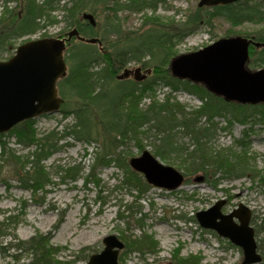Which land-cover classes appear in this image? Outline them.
Here are the masks:
<instances>
[{"label": "trees", "instance_id": "1", "mask_svg": "<svg viewBox=\"0 0 264 264\" xmlns=\"http://www.w3.org/2000/svg\"><path fill=\"white\" fill-rule=\"evenodd\" d=\"M8 1H16L22 8L19 14L15 10L4 9L0 18V59L13 48L12 42L15 40L31 37L56 24L52 13L57 11L62 12L66 30L76 29L81 37L98 38L101 44L107 45V53L104 55L91 44L77 42L72 47L68 45L64 55L67 73L56 86L61 98L74 101L71 109L66 108L64 101L60 109L63 117H72L71 124L65 125L61 131L53 129L40 134L35 128V119H30L0 136V160L11 158L19 165L17 175L23 189L30 190L34 195L50 184L44 163L60 149L59 142L66 138L99 144V152L84 180L85 184L92 181L98 186L99 180L94 175V170L112 165L123 174L120 186H124L129 192H135L137 198L147 194L150 186L141 175L130 169L127 159L134 156L129 146L133 145L137 154H140L147 146L145 141L152 148L151 154L155 158L166 163L175 161V166L184 178L201 175L196 180H203L212 188L225 177L254 173L252 167H249L251 158L247 157L245 149L235 152L231 148H212L210 142L217 131L212 120L226 117L231 124L255 125L256 122L264 121V104L250 106L227 102L212 95L200 84L173 78L169 70L164 68L171 59L169 57H173L170 52L171 40L177 35L172 36L152 27L142 33L121 32L117 13L154 10L164 0H94V3L106 4L104 11L108 14H105L103 26L96 17L94 26L81 18L83 13L95 16V9L88 6L85 0H3L5 3ZM253 1L242 0L230 5L210 7L197 5L184 26L189 29L211 27L215 20L224 21L231 28L244 24L264 25V0ZM108 15H111L110 18ZM145 23L152 22L146 18ZM41 37L46 36L41 34ZM242 38L264 44V29ZM249 55L252 57L253 68H264V47L255 50L250 45ZM130 63L141 64L142 69H150L152 79L141 82L119 80L117 77L121 69ZM159 84L170 88L172 92L183 90L195 95L202 103L198 108L191 109L180 104L170 94L159 101L155 97ZM144 99L149 101L142 107ZM5 136L14 138L16 144L32 150L25 156H16L3 140ZM184 138L188 140L187 143L183 141ZM236 144L244 146L245 142L237 140ZM79 171L77 167H71L65 169L64 174L75 180ZM216 174H220L219 181L213 180ZM207 177L209 178L205 179ZM260 179L264 180V177ZM10 220L11 218L5 219ZM142 220L138 218L135 223L141 225ZM190 220L195 223L194 216ZM254 231L256 237V230ZM118 238L124 243L122 254L136 253L141 261H145V256L157 254L158 243L151 235H125L121 232ZM257 244L264 262V240L259 239ZM1 250L4 254L14 251L9 255L12 264H70L57 259L62 248L53 247L50 237L41 233L26 241L8 244ZM94 253L91 251V254ZM25 255L30 257L29 262H21ZM118 260L119 264L124 263L121 256ZM201 260L196 255L182 257L176 249L172 254L171 264H201Z\"/></svg>", "mask_w": 264, "mask_h": 264}, {"label": "rangeland", "instance_id": "2", "mask_svg": "<svg viewBox=\"0 0 264 264\" xmlns=\"http://www.w3.org/2000/svg\"><path fill=\"white\" fill-rule=\"evenodd\" d=\"M85 1L95 9V16L91 14L94 20L96 17L103 26L105 14H108L104 11L106 4L94 3V0ZM198 2L199 0H164L154 10L146 9L141 13L119 12L117 16L121 32L142 33L152 27L172 36L177 35L171 40L170 52L173 57H169L171 59L164 68L169 70L170 62L176 56L196 52L219 39L251 36L264 29V25L254 24L231 28L221 20H215L211 27L185 28L187 18L197 9ZM13 7L17 14L21 12V4ZM3 12L0 3V18ZM52 16L56 19V24L29 38L15 40L12 42L13 48L3 54L0 60L13 55L15 48L23 41L39 38L41 34L55 37L62 30L68 32L62 20V12H54ZM110 16L108 15V18ZM146 18L152 23H145ZM77 42L79 41L74 40L69 46L72 47ZM93 46L101 55L107 53L106 43L100 42V45L96 43ZM251 46L259 50L252 44ZM249 58L245 66L253 71L256 68L252 67V57ZM137 69L140 77L146 76V72L150 70L142 69L141 64L130 63L121 69L119 77L124 72L133 73ZM124 79L132 80L133 77L128 75ZM147 79H152V74ZM167 94L191 109L198 108L202 103L195 95L183 90L172 92L170 88L159 84L155 91L156 99L160 101ZM62 99L67 104V109L73 107V99ZM148 101L144 99L141 106ZM35 121V128L40 134L53 129L61 131L65 125L73 122L71 116L63 117L60 111L39 116ZM212 122L217 128L210 142L212 148H231L235 152H239L241 148L245 149L247 157L251 158L249 167H252L254 173L248 172L243 176L225 177L221 180L220 174H216L213 180L220 181L215 188L203 180L197 181L196 178L201 175L186 176L177 190L168 192L150 187L147 194L137 198L135 192H129L124 186H120L123 174L112 165L97 167L94 170V175L99 180L98 186L92 181L85 184L84 180L89 174L95 155L99 152V144L76 142L72 138H66L59 142L60 149L44 163L50 184L43 191H37L33 195L30 190L21 187L17 175L19 165L15 160H0V223L4 222L0 225V264H12L9 255L14 252L11 250L4 254L1 248L8 244L14 245L18 241H26L37 233L48 235L53 247L62 248L58 253V260L70 264H86L91 251L98 253L102 250L103 238L109 235L118 236L121 232L137 236L146 233L158 243L157 254L145 256V261H141L136 253L122 254L124 250L121 251L123 264H168L172 262V254L176 249L182 257L200 256L201 264H241L243 255L239 248L218 237L215 232L202 229L197 222L194 223L190 219L197 212L212 207L220 200L224 202L221 208L223 214L230 213L241 204L251 211L250 225L256 230V241L264 240V180L260 179L264 177V121L256 122L255 125L231 124L225 117L214 118ZM3 140L16 156H25L32 150L16 144L14 138L5 136ZM237 140L245 142V145L239 146L236 144ZM183 141L188 142L185 138ZM145 143V150L151 152L152 148L147 141ZM129 149L134 157L138 156L133 145H130ZM162 163L180 171L173 160ZM71 167L80 170L75 180L65 177L64 174V170ZM182 217L186 219H181ZM6 218L11 220L5 221ZM138 218L143 219L141 225L135 223ZM29 261L30 257L25 255L21 262Z\"/></svg>", "mask_w": 264, "mask_h": 264}, {"label": "water", "instance_id": "3", "mask_svg": "<svg viewBox=\"0 0 264 264\" xmlns=\"http://www.w3.org/2000/svg\"><path fill=\"white\" fill-rule=\"evenodd\" d=\"M238 1L241 0H200L198 6L230 5ZM81 18L95 25L90 13H83ZM72 37L86 44L100 45L97 38L85 39L73 29L67 33L66 40H31L18 46L10 59L0 61V134L23 121L59 111L63 100L58 96L56 82L66 75L63 52L65 41ZM248 43L241 38L220 39L196 52L175 57L169 65L170 73L179 80L202 84L208 92L227 102L264 103V70L250 72L244 66ZM252 44L256 48L264 47L261 43ZM138 74V69L133 72L136 80L145 78ZM128 75L129 72H124L118 79ZM129 167L141 174L148 184L167 191L178 189L183 182L179 171L160 163L148 150L131 158ZM223 204L220 200L197 212V224L238 247L243 255L241 264L260 263L254 230L250 226L251 212L240 204L223 214ZM102 245V250L91 255L86 264H118L123 243L116 235H109L102 239Z\"/></svg>", "mask_w": 264, "mask_h": 264}, {"label": "flooded vegetation", "instance_id": "4", "mask_svg": "<svg viewBox=\"0 0 264 264\" xmlns=\"http://www.w3.org/2000/svg\"><path fill=\"white\" fill-rule=\"evenodd\" d=\"M19 1H21V0H19ZM0 3H1V5H2V10H4V9H7V10H13L12 9V7L14 6V7H17L18 5H19V3H17L16 1H8L7 3H5V2H3V0H0ZM12 5V6H11ZM13 7V8H14ZM67 31L66 32H63V33H61V32H59L57 35H55V37H51V38H54V39H61V40H66V37H67ZM35 35V34H34ZM25 38H29V37H25ZM77 40L76 39V37H72L71 38V40L69 41V43L70 42H72L73 40ZM78 41V40H77ZM68 43V42H67ZM68 43V44H69ZM20 45V44H19ZM250 57V55L249 54H247V57H246V62L247 61H249V58ZM246 62H245V65H246ZM264 69V68H263ZM259 70V69H258ZM132 72H130V74H129V76H132V77H134L133 76V73L131 74ZM143 73V72H142ZM138 77H139V75H137Z\"/></svg>", "mask_w": 264, "mask_h": 264}, {"label": "bare ground", "instance_id": "5", "mask_svg": "<svg viewBox=\"0 0 264 264\" xmlns=\"http://www.w3.org/2000/svg\"><path fill=\"white\" fill-rule=\"evenodd\" d=\"M173 59H174V58H172V60H173ZM172 60H171V61H172Z\"/></svg>", "mask_w": 264, "mask_h": 264}]
</instances>
